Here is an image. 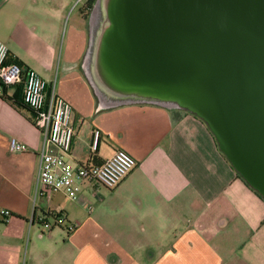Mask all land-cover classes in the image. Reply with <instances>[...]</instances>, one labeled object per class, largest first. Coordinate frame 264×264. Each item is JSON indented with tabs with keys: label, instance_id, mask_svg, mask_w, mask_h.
<instances>
[{
	"label": "crops",
	"instance_id": "obj_1",
	"mask_svg": "<svg viewBox=\"0 0 264 264\" xmlns=\"http://www.w3.org/2000/svg\"><path fill=\"white\" fill-rule=\"evenodd\" d=\"M88 1L0 0V40L11 59L37 70L72 103L71 166L101 164L119 148L137 165L114 189L76 179L77 198L43 191L44 136L31 110L0 95V210L11 211L6 219L0 213V264H264V197L201 118L154 104L100 107L83 67ZM12 138L27 150L11 151ZM101 186L115 191L108 200L98 196ZM54 213L76 228L42 231L37 217L53 222Z\"/></svg>",
	"mask_w": 264,
	"mask_h": 264
},
{
	"label": "water",
	"instance_id": "obj_2",
	"mask_svg": "<svg viewBox=\"0 0 264 264\" xmlns=\"http://www.w3.org/2000/svg\"><path fill=\"white\" fill-rule=\"evenodd\" d=\"M83 67L102 109L201 118L264 197V0H96Z\"/></svg>",
	"mask_w": 264,
	"mask_h": 264
},
{
	"label": "built area",
	"instance_id": "obj_3",
	"mask_svg": "<svg viewBox=\"0 0 264 264\" xmlns=\"http://www.w3.org/2000/svg\"><path fill=\"white\" fill-rule=\"evenodd\" d=\"M8 45L0 40V94L5 87L22 83L24 102L33 109L35 125L44 136L43 147L38 153V185L43 191L63 189L71 198H77L79 186L75 180L97 181L109 189L116 188L135 168L137 161L125 149L119 148L101 164L87 163L71 166L65 155L72 148L75 128L72 122L73 105L58 94L55 83L48 82L37 70L23 67L11 59ZM101 131L94 132L93 148L96 149ZM11 151H25L27 146L12 138ZM92 208V207H90ZM4 219L11 215L9 209H1ZM54 221H43L50 231L55 226H64L73 231L76 224L65 215L54 213Z\"/></svg>",
	"mask_w": 264,
	"mask_h": 264
},
{
	"label": "trees",
	"instance_id": "obj_4",
	"mask_svg": "<svg viewBox=\"0 0 264 264\" xmlns=\"http://www.w3.org/2000/svg\"><path fill=\"white\" fill-rule=\"evenodd\" d=\"M96 0H89L88 3L85 5L84 7V12L86 14V16H89L93 5L95 3ZM10 57V56H9ZM11 87H18V90L16 91L15 94L13 95H9L7 90L8 88ZM3 97H5L7 100H9L13 105H15L18 108H28L29 110L32 111L33 116L35 115L33 109H31L23 100L22 97V83L16 84V85H12L10 87H5L3 92L0 94ZM177 112L176 110H173V112ZM254 189V188H253ZM255 190V189H254ZM256 191V190H255ZM257 193H259L258 191H256ZM260 194V193H259ZM54 216V215H53ZM38 222L42 225L44 220H47V218L45 216H41V217H37Z\"/></svg>",
	"mask_w": 264,
	"mask_h": 264
},
{
	"label": "rangeland",
	"instance_id": "obj_5",
	"mask_svg": "<svg viewBox=\"0 0 264 264\" xmlns=\"http://www.w3.org/2000/svg\"><path fill=\"white\" fill-rule=\"evenodd\" d=\"M115 191H109V190H107L106 188H104L103 186H101V190H99V191H97V194H98V196H100L101 198H103V199H105V198H107V196H108V194H113ZM95 193H96V191H94V193H93V196H95ZM109 198H107V200H108ZM91 204L93 205V207L95 208V209H98V205L95 203V200H93V199H91ZM42 228H44V229H42V231H44V232H46V230L45 229H48L46 226H41ZM49 232V231H48Z\"/></svg>",
	"mask_w": 264,
	"mask_h": 264
}]
</instances>
